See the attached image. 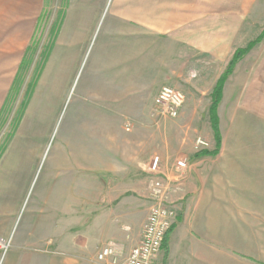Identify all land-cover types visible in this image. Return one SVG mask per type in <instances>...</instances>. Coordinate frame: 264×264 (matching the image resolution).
<instances>
[{
  "label": "crops",
  "instance_id": "obj_1",
  "mask_svg": "<svg viewBox=\"0 0 264 264\" xmlns=\"http://www.w3.org/2000/svg\"><path fill=\"white\" fill-rule=\"evenodd\" d=\"M160 1L155 10L159 0L111 1L105 38H97L84 69L81 125L66 139L52 164V179L40 189L39 217L27 220L21 236L0 254V264H90L108 243L128 254L142 230L134 245L125 244L121 226L139 211L146 221L155 157L171 182L170 201L178 212L162 264H264V54L254 48L235 66L216 111L219 153L195 158L197 138L208 150L215 147L213 89L235 51L255 38H237L241 25L231 27L229 38H215L217 16L224 11H217L216 0ZM78 2L66 8L15 136L0 157V235H8L9 213L22 202L32 175L39 129L50 124L55 100L65 95L73 69L82 66L91 48L90 30L104 17V0ZM43 8L41 0L38 18ZM236 10L226 15H241ZM199 57L218 61L221 69L200 101L185 98L172 151L166 126L158 132L144 127L154 123L148 106L162 87L183 76L184 59ZM23 134L26 145L16 144ZM177 161H185L186 168L177 170Z\"/></svg>",
  "mask_w": 264,
  "mask_h": 264
},
{
  "label": "rangeland",
  "instance_id": "obj_2",
  "mask_svg": "<svg viewBox=\"0 0 264 264\" xmlns=\"http://www.w3.org/2000/svg\"><path fill=\"white\" fill-rule=\"evenodd\" d=\"M111 1L104 0L103 2L104 17L90 30L91 48L82 66H78L79 63H77V66L73 69L71 85L65 95L55 100V110L51 116L50 124L45 128L41 126L39 129V148L34 159L32 175L27 179L23 195L20 197L22 202H18L14 206V211L9 213L8 235H0V241L6 242L8 248L21 236L27 220L39 217L40 212L36 210V206L40 189L46 180L52 179V164L62 149L65 148L66 139L70 138L72 133L79 129L81 125L77 121V116L80 114L83 101L80 88L84 82V69L97 38H105L104 32L109 20L106 19V14ZM71 2H73V5L79 3L78 0H44V8L38 18L41 0H0V108L12 80L16 77L14 89L9 90V95L0 115V157L15 136L54 40L58 37L65 10ZM157 4L153 2V10L161 8L162 3L160 0ZM216 4L217 11L220 9L224 11L220 15L218 13L219 17L217 16L215 38H229L228 33L231 27H237V25H241L240 30L238 29L237 38L254 39L264 31V0H216ZM236 8L239 11L238 14L241 15L233 18L226 15L228 9H230V12H234ZM238 11L236 10V12ZM71 22L73 21H70L68 28H73ZM231 22L236 24L231 25ZM29 38H31V41L27 49V60L20 70V75L15 76L19 58ZM255 48L260 49V53L264 54V41ZM253 58H255V54H253ZM169 67L175 69V65L169 64ZM220 69V63L215 60L210 62V59L203 57L184 59L183 76H177L179 78L176 82L167 85L181 91L185 98L189 96L200 101L209 82ZM37 106L36 111H40L42 102L38 101ZM148 107L149 116L154 117L156 122L150 116L154 123H146L144 127L158 132L161 127L166 126L170 134L169 148L172 151L175 150V139L172 135L177 131L175 122L178 118L174 120L159 118L152 112V106L149 105ZM28 127L29 125L26 126L24 131H30ZM130 127L132 126L129 124ZM27 140V134L20 135L16 144L26 145ZM9 207H11L10 204ZM145 217V213L139 211L134 218L128 220L126 226H121L122 232L125 234V244L134 245L145 224ZM107 221L103 220L105 224ZM55 222L59 223L60 219H55ZM109 244L116 245V243L106 245ZM0 254L3 253L0 251ZM162 261L161 253L157 264H162Z\"/></svg>",
  "mask_w": 264,
  "mask_h": 264
},
{
  "label": "built area",
  "instance_id": "obj_3",
  "mask_svg": "<svg viewBox=\"0 0 264 264\" xmlns=\"http://www.w3.org/2000/svg\"><path fill=\"white\" fill-rule=\"evenodd\" d=\"M185 101L184 94L172 87H162L153 100L152 112L159 118L177 119ZM129 128V125L127 126ZM209 144L202 138L194 143L196 153L208 150ZM177 170L186 168L185 161H177ZM151 190L148 215L142 229L140 242L128 254L114 244L102 246L90 264H157L162 253V244L174 227L178 212L170 201L171 182L161 168L158 157L153 158L149 167ZM8 245L0 241V251L4 254Z\"/></svg>",
  "mask_w": 264,
  "mask_h": 264
},
{
  "label": "trees",
  "instance_id": "obj_4",
  "mask_svg": "<svg viewBox=\"0 0 264 264\" xmlns=\"http://www.w3.org/2000/svg\"><path fill=\"white\" fill-rule=\"evenodd\" d=\"M263 41H264V31H262L260 33V35L257 38H255L253 41L249 42L244 49H239V50L235 51V53H234L231 61L229 62L225 72L223 73V75L218 80V82H217V84H216L215 88L213 89V92L210 96L211 105L209 108V113H210L211 122H212V131H213L214 141H215V147L213 150H203V151L196 153L195 158H201V157H205V156L215 157L219 153L221 140H220L219 129H218V121L216 119V111H217L218 105L221 101L224 83L232 74L237 63L239 61H241L250 51H252L257 45L261 44ZM22 66L23 65H21V67L19 68V72L17 73L16 76H18V74L20 73ZM15 83H16V77L14 80V84ZM13 89H14V86L12 87L11 91ZM166 238L164 239L163 244H162V251H164V249L166 248ZM165 257H166V252H164V258Z\"/></svg>",
  "mask_w": 264,
  "mask_h": 264
}]
</instances>
